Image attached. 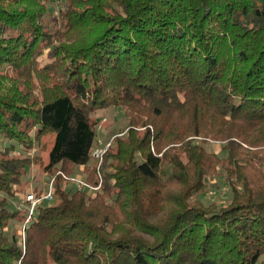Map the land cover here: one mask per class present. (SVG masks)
Listing matches in <instances>:
<instances>
[{"label": "trees", "instance_id": "16d2710c", "mask_svg": "<svg viewBox=\"0 0 264 264\" xmlns=\"http://www.w3.org/2000/svg\"><path fill=\"white\" fill-rule=\"evenodd\" d=\"M54 1L0 0V264H264V186L245 180L242 152L264 165V0H63L50 19ZM111 105L149 120L129 116L98 167L93 114ZM198 136L226 141L227 206L188 201ZM32 164L54 195L21 238L11 201ZM75 167L98 190H66ZM174 177L186 189L168 199Z\"/></svg>", "mask_w": 264, "mask_h": 264}, {"label": "rangeland", "instance_id": "374dc122", "mask_svg": "<svg viewBox=\"0 0 264 264\" xmlns=\"http://www.w3.org/2000/svg\"><path fill=\"white\" fill-rule=\"evenodd\" d=\"M49 1V0H48ZM63 4V0H55L53 3V10L50 13V19L54 18L53 15H56L58 7H60ZM76 29L73 33L66 35L65 39L67 42L71 43L72 40H79L81 37H85L87 34H85L82 29L80 31H77ZM63 40V38H62ZM45 59H40V63H44ZM137 108H128L126 105H111L104 109L97 110L93 116L95 117L97 124L95 125V142L93 145V151L94 149H100L102 151V156L100 159L95 158L93 155V159L90 161L91 165H96L99 167V164L103 162V158L105 153L109 148L115 149L116 140L117 139H126L129 137V116L133 114V111ZM133 118L141 119V120H149V115L144 110H138L133 115ZM151 132H153V126L147 125ZM145 127L138 126L133 127L131 129H135L140 134L144 130ZM226 141L221 140L220 138L216 137H203L198 136L193 139L192 143L198 144L200 147L204 148V152L208 155V157L199 156V162L193 161L191 164L187 167V164L189 162L187 154L184 152V149H182V145H179L175 148L174 151L178 153L179 159L182 161L183 165L187 167L185 170V177L187 178L185 181L192 185L194 182L193 179L200 175L204 174L202 177V187L199 190L191 192L188 201L189 203H201L203 205H215V206H227L230 203L231 200V190L230 186L227 183L225 175H227V171L225 170V166L221 165L223 156L226 154V152L223 150V146ZM166 143L161 142L158 146V149L160 152L166 151L168 148V145H165ZM5 145V143L0 142V149ZM242 152L245 153V159L243 162H247L246 167H244V176L245 180L248 181L251 185H262L264 186V165L261 163L259 159L256 158L254 155L253 148L247 149L246 146H243ZM166 149V150H165ZM171 150V149H170ZM92 151V152H93ZM37 153V151H36ZM205 155V154H204ZM213 155L216 156V159L213 157ZM219 157V158H218ZM220 159V160H219ZM139 160V158H138ZM48 161V153L44 154V162L46 163ZM97 161V162H96ZM220 163V164H219ZM217 164V165H216ZM177 171V169H174ZM73 173H75L73 176L78 177L80 179H84L87 182V177L89 176V173L85 170L81 169V167H75ZM180 173V172H179ZM46 176L47 174H44L41 167L37 164H32L29 171L26 173L25 177L22 179L21 183V190L18 192L14 199H12V209H19L23 208L24 203V195H26L28 192L33 193H40L44 190V188L47 185ZM180 175H177V177ZM63 181L62 185L65 187L66 190L68 189H74L77 188L76 185H74L71 181H68L63 176H61ZM54 178V177H51ZM50 178V179H51ZM229 178H231L232 183L237 184L238 179L235 175H230ZM174 180V181H173ZM173 180L169 179L168 182H165L163 185V188L160 189L162 192V195H166L165 197L170 199V194H180L185 191L186 185H182L181 182L177 180V178H173ZM176 180V181H175ZM54 182V181H53ZM88 183V182H87ZM241 183V182H240ZM91 185V184H90ZM96 186V185H94ZM99 188V187H98ZM85 191L94 192L96 190H90V189H83ZM53 199V198H52ZM51 199V200H52ZM49 200V201H51ZM171 200H166L165 203L163 202L164 210H166L171 207L170 203ZM161 215V214H160ZM19 223L16 221L10 222L9 229L11 231H17L18 230ZM23 225V224H22ZM21 225V228H22ZM21 238L23 236L21 235ZM46 264H55L51 260L48 261Z\"/></svg>", "mask_w": 264, "mask_h": 264}, {"label": "built area", "instance_id": "2783aa9c", "mask_svg": "<svg viewBox=\"0 0 264 264\" xmlns=\"http://www.w3.org/2000/svg\"><path fill=\"white\" fill-rule=\"evenodd\" d=\"M92 155L95 158L100 159L102 156V151L100 149H94V151L92 152ZM61 175L68 181H71L74 185H76L77 188H80V189L96 190L99 187V185H96V186L90 185L84 179H80L78 177H74V176L67 177L62 173ZM53 181H54L53 178L49 179L46 187L39 194L28 192L26 195H24V203H25L24 207L26 209V217H25V220L21 228L22 236H24V229L26 225L29 224L35 218L38 205L42 203L43 201H49L53 198V195H54V182Z\"/></svg>", "mask_w": 264, "mask_h": 264}]
</instances>
